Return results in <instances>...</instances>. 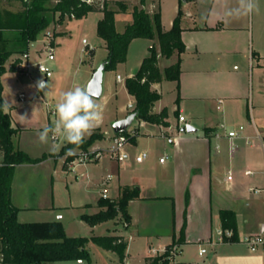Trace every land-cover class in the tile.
I'll list each match as a JSON object with an SVG mask.
<instances>
[{
    "label": "crops",
    "instance_id": "crops-1",
    "mask_svg": "<svg viewBox=\"0 0 264 264\" xmlns=\"http://www.w3.org/2000/svg\"><path fill=\"white\" fill-rule=\"evenodd\" d=\"M112 1H124L127 5L125 11L116 13V28L120 32L132 23L133 9L139 3L144 9L147 5L151 15L160 12L165 31L171 29L181 11V36L186 46L180 55L176 51L169 58H159V66L164 70L180 57L179 88L177 80L163 79L152 84L161 95L153 112L166 109L168 124L137 119L136 125L128 129L135 133L127 145L130 158L117 167L114 198L125 187L139 190V195L128 204L129 225L121 226L123 230L114 228L111 233L124 236L127 241L123 264H151L153 257L163 254L174 243L180 246L177 264H264L262 252H251L243 242L246 235L257 233L264 222L263 194L248 191L251 186L264 185V0H256L258 10L247 14L237 13L240 0H170L166 20L165 0ZM96 13L102 17L101 12ZM101 46L106 54L97 62L92 48L93 73L108 58L103 40ZM153 46L159 49L157 38H135L130 43L126 61L118 64L123 65L124 72L117 71L115 78L108 81L106 97L98 104L102 118L94 129H99L103 138L97 142L112 141V123L130 112V103L135 104L125 80L136 74ZM37 52L35 48V56ZM14 60L7 61V71L1 78L5 110L18 129L12 141L31 157L52 154L49 157L58 160L59 151L51 150L52 141L41 144L38 140V132L52 123L37 111V75L29 77L10 70ZM118 74L121 80L117 79ZM41 85L47 86V81H41ZM166 92L170 93L171 102L165 99ZM21 93L26 95L25 100H21ZM111 103L112 111L108 109ZM179 115H184L186 122H180ZM108 117H112L110 130L103 129ZM187 124L197 130L188 132ZM241 125L244 129L232 150L227 133ZM143 150L149 152V157L143 162L135 161L134 155ZM163 156L166 158L161 162ZM26 164L35 165L24 163L16 170ZM246 170L253 173L246 175ZM229 172L233 174L232 180L227 178ZM97 202L81 208L90 207L95 213L99 210ZM53 207V202L26 206ZM222 209L236 213V241H217L222 229ZM113 221L117 224L118 220ZM103 223L91 227L96 229ZM201 248H206V253L200 254ZM83 263L84 260L78 261Z\"/></svg>",
    "mask_w": 264,
    "mask_h": 264
},
{
    "label": "trees",
    "instance_id": "trees-1",
    "mask_svg": "<svg viewBox=\"0 0 264 264\" xmlns=\"http://www.w3.org/2000/svg\"><path fill=\"white\" fill-rule=\"evenodd\" d=\"M22 8L5 16L0 1V152L3 160L0 162V258L2 264H44L45 262L66 260H90L89 243H94L105 250L115 252L119 257V264H123L126 257L127 241L124 236L117 234L94 236H68L60 220L42 222H21L18 219L19 207L12 202V187L16 167L24 163H39L48 158L44 154L34 158L17 148L12 137L17 128L12 125V117L5 110L6 101L3 96L2 75L7 71L6 63L13 54L29 51L40 32L50 26L52 20L62 22L65 18H83L92 12H101L102 17L97 23V34L104 41L109 51L111 62L106 65V71L112 70L117 64L127 59L130 43L135 38H157L159 49L154 46L146 56L136 74L125 80V86L135 99L138 120L154 124L167 125V110L160 113L153 112V106L161 95L152 88V84L163 79L177 80L181 72V59L161 70L160 56L171 57L176 51L180 55L186 46L182 41L181 11L175 17L171 29L164 30L159 11L152 15L143 7L135 6L133 21L123 32L116 28V13L125 11L124 1L112 0H20ZM144 3L145 0H140ZM58 14V19L56 18ZM15 69V63L10 70ZM180 95L177 98V102ZM129 135L128 131L123 133ZM103 138V134L93 133L84 139L79 146L66 143L59 152L69 149H87L93 143ZM132 139V137H131ZM130 139V140H131ZM73 157L69 156L65 163ZM139 195L137 187L123 188L117 198L100 197L97 204L99 210L95 213H83L81 219L90 226H96L119 216L130 222L131 216L128 204L131 199ZM188 197L186 204L188 205ZM223 231L233 230L231 241L238 240L236 213L231 209L220 211ZM184 231V228H183ZM178 244V243H174ZM169 250L151 259V264H171Z\"/></svg>",
    "mask_w": 264,
    "mask_h": 264
},
{
    "label": "rangeland",
    "instance_id": "rangeland-1",
    "mask_svg": "<svg viewBox=\"0 0 264 264\" xmlns=\"http://www.w3.org/2000/svg\"><path fill=\"white\" fill-rule=\"evenodd\" d=\"M0 1L7 17L22 8L20 0ZM140 6L141 4L139 3L138 7ZM145 6L149 12V7ZM163 9L166 20L167 12L170 9V0L164 1ZM58 16L56 14L55 19H58ZM100 17V13L92 12L83 18L70 19L67 17L62 22L52 20L50 26L45 31L40 32L38 38L31 43L29 51L32 58H36L35 48L38 51V55L44 58L46 53H44L45 46L43 41L47 39L46 31L52 32L51 44L54 48L55 60L49 62L48 65L53 71V76L46 79L47 86L45 87L41 85V81L44 80L42 75L36 74L37 76L35 77L39 88L37 93L38 109H36L47 120L50 118L51 123L56 119L55 105L61 93L76 87H86L87 89L92 77L90 55H92L93 49H90L88 54L85 53L83 40L86 39L89 47L94 48L96 62L106 54V50L101 46L102 40L97 34V23ZM119 27H121V23H119ZM18 56V54H13L9 59L15 58L16 60ZM130 64H133V62ZM117 71L124 72L123 65L119 66L117 64L114 69L105 71L103 97L96 99L97 104L105 99L107 83L115 78ZM165 99L167 102H171L169 92H166ZM113 105V103L108 105V109H111L110 111L114 108ZM111 118H106V124L103 125V129L108 128L110 130ZM136 120L137 118L129 129L136 125ZM93 133L103 134L99 129H94L85 139H88ZM166 141L168 143V138ZM56 142L61 145L59 151L67 143L63 137L58 138ZM110 142V139L104 142H97L96 140L87 149L74 148L64 153H56V156L60 157L58 160L50 158L49 156H52V154H47L48 159L42 164L19 166L16 170L12 187L14 204L21 208L18 214L19 221L42 222L60 220L68 236L87 237L111 234L114 228L122 229L121 226H128L129 222L120 216L117 218V224L113 220H108L96 229H92L87 222L81 219L83 213L94 212L90 207L89 209H82L81 207L96 204L98 197H102L103 191H106L110 198H114L117 195L114 185L117 181L116 173L119 161L110 156L107 153V148H104ZM98 151H101L104 155L97 160L94 155ZM83 154L89 155L88 161H92L78 165L74 169L73 167ZM69 156L73 158L65 163ZM2 160V153H0V162ZM109 175H111L110 179H108ZM47 202L49 204L53 202L54 207L50 209L26 208V206H31V204H46ZM88 248L91 252V258L90 260H84L83 264H119V257L115 252L105 250L94 243L88 244ZM78 261H53L45 262L44 264H78Z\"/></svg>",
    "mask_w": 264,
    "mask_h": 264
},
{
    "label": "built area",
    "instance_id": "built-area-1",
    "mask_svg": "<svg viewBox=\"0 0 264 264\" xmlns=\"http://www.w3.org/2000/svg\"><path fill=\"white\" fill-rule=\"evenodd\" d=\"M51 31H46L47 39L43 41L46 56L43 58L42 56L36 55V58L33 59L31 56L30 51L24 52L22 54H19L18 58L14 60L13 63H15V69L17 71H20L26 76L32 77L34 74H40L42 75V78H44V81L46 79L53 76V71L49 67L48 63L55 60L54 55V48L51 44ZM83 43L85 45L84 51L85 53H89V50L92 49L88 45V41L86 39L83 40ZM117 79L121 80V75H117ZM36 83V81H35ZM26 95L24 93L20 94L21 100H25ZM128 108L130 109V112L134 110L135 104L130 103L128 105ZM129 112V113H130ZM179 121L180 122H186V117L184 115H179ZM244 129V126L241 125L239 129H231L227 133V137L231 140L232 150H234L236 146V139L240 137V132ZM128 131V130H127ZM129 135H124L120 133H114L112 136V141L110 146L107 148V153L110 154L113 158L118 159L119 162H124L127 159L130 158V153L127 150V145L130 142L131 137H133V134L129 132ZM102 155L101 151H98L95 153V157L99 159ZM149 157V152L147 150L140 151L134 155V159L137 162H143L145 159ZM166 156H163L160 158L161 162L165 161ZM89 155L83 154L79 157V161L75 164L73 167L74 169L81 164H84L86 162L92 161L89 160ZM253 172L251 170H246V175H251ZM111 178V175L108 176V179ZM227 178L229 180L233 179L232 172H229ZM248 191L254 194H263L264 196V185L257 187V186H251L248 188ZM102 197L107 198L109 197L108 193L106 191H103ZM233 236V230L227 229L225 231L220 230L218 233V242H224L231 240V237ZM243 242L248 246L249 250L251 252H262L263 258H264V222L261 223L259 230L257 233L246 235L243 238ZM169 255L168 258L171 262V264H177L176 257L178 256L180 252V246L178 244H173L169 249ZM167 250H165L166 252ZM206 253V248L200 249V254Z\"/></svg>",
    "mask_w": 264,
    "mask_h": 264
},
{
    "label": "clouds",
    "instance_id": "clouds-1",
    "mask_svg": "<svg viewBox=\"0 0 264 264\" xmlns=\"http://www.w3.org/2000/svg\"><path fill=\"white\" fill-rule=\"evenodd\" d=\"M258 10L256 0H240L237 13H251ZM56 119L38 132L41 144L52 141L51 150L55 153L61 147L56 141L63 137L64 141L79 146L85 137L98 125L102 111L96 99L89 95L86 87H76L61 93L55 105Z\"/></svg>",
    "mask_w": 264,
    "mask_h": 264
},
{
    "label": "water",
    "instance_id": "water-1",
    "mask_svg": "<svg viewBox=\"0 0 264 264\" xmlns=\"http://www.w3.org/2000/svg\"><path fill=\"white\" fill-rule=\"evenodd\" d=\"M111 62V57H108L102 61L94 71L88 85L87 91L89 95L95 99L101 98L103 94L104 74L106 71V65ZM138 117V111H131L125 117L118 119L112 123V129L114 133H123L129 129L135 119ZM185 129L188 132H194L197 128L191 124H187Z\"/></svg>",
    "mask_w": 264,
    "mask_h": 264
}]
</instances>
